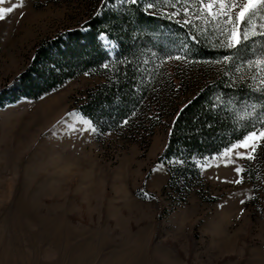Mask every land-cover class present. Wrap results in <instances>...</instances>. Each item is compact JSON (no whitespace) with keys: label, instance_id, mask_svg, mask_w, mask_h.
I'll return each mask as SVG.
<instances>
[{"label":"rangeland","instance_id":"374dc122","mask_svg":"<svg viewBox=\"0 0 264 264\" xmlns=\"http://www.w3.org/2000/svg\"><path fill=\"white\" fill-rule=\"evenodd\" d=\"M12 4L17 8L0 21V89L28 70L42 43L82 28L102 5L3 0L0 7ZM152 30L146 42L156 59L189 45L170 27ZM106 38L100 41L114 55L117 45ZM166 62L177 87L185 75L193 83L181 87V108L213 63ZM103 81L82 74L38 99L0 106V264H264V147L251 161L206 159L203 186L177 206L179 196L164 192L169 174L158 162L176 115L164 114L146 140L98 134L76 105ZM151 104L170 103L162 95ZM235 167L244 170L240 183H232Z\"/></svg>","mask_w":264,"mask_h":264},{"label":"trees","instance_id":"16d2710c","mask_svg":"<svg viewBox=\"0 0 264 264\" xmlns=\"http://www.w3.org/2000/svg\"><path fill=\"white\" fill-rule=\"evenodd\" d=\"M143 2L141 0V4L133 6L104 0L96 12L100 14L91 13L82 28L42 43L28 70L9 86L0 89V106L15 104L26 98L38 99L55 91L68 80L89 73L101 76L104 81L88 90L76 109L91 121L98 134L119 132L129 138L146 140L161 124L164 114L176 115L167 145L158 162L167 167L169 174L164 192L169 190L171 198L179 196L176 203L179 206L186 202L194 186H203L200 164L211 158L212 153H219L230 143L242 138L252 130L254 124L259 126L254 118L238 119V115H243L242 112L226 111L232 107L228 103L229 98L237 104H264V99L259 94L250 93L247 80L240 79L241 76L250 78L254 75V66L253 69L244 66L240 73H235L234 65L209 63L213 66L210 71L205 70L204 77L195 83L193 95L181 108L175 105L183 96L181 87L187 88L193 83L185 75L181 87H177V77L171 75L167 62L151 55L149 51L152 50H149V41L146 40L150 39L154 27H170L185 39L189 33L197 34L198 44L188 40L189 53L203 61H215L229 53L237 56V53L221 48L219 41L222 37L210 26L203 27L193 21L185 27L164 15L145 14ZM161 5L164 4L158 6ZM101 32L117 45V52L111 57L107 56V50L100 41ZM159 49L167 50L164 46ZM249 56L247 46L241 48L236 62ZM105 60L109 61L107 69L100 67ZM201 64L210 69L208 63ZM225 72L236 80L235 87L230 90L226 85L231 83V79L225 77ZM222 90L224 108L214 111L210 107L211 101ZM162 95L170 104L152 108L151 102ZM124 119L129 122L122 124Z\"/></svg>","mask_w":264,"mask_h":264},{"label":"snow or ice","instance_id":"6c2138e0","mask_svg":"<svg viewBox=\"0 0 264 264\" xmlns=\"http://www.w3.org/2000/svg\"><path fill=\"white\" fill-rule=\"evenodd\" d=\"M3 0H0L2 3ZM104 0H101L103 3ZM122 2L131 4L133 6L141 4V0H122ZM164 4L162 11H157V5ZM183 4V7H181ZM17 8L16 4L11 7H0V21L6 19V14L12 13ZM169 8L171 11H169ZM143 11L145 14L153 16L164 15L169 20H175L177 24L182 26H189L194 20H203L205 24L214 25V31L219 32L220 36L224 37L219 41V46L223 49L232 50L237 53L233 56L231 53L220 56L217 60L202 61L195 57L190 58L188 54L189 45L183 43L177 46L174 53L165 54L164 61L168 60H189L193 63H222L224 65H234L235 73H240L244 66L253 69L255 74L250 78L241 76V81L247 80L248 91L253 94H259L261 99H264V43L256 46L257 40H264V0H144ZM100 14V13H96ZM183 14L184 19L179 18ZM253 19L256 20L253 23ZM100 38L107 42L104 32H101ZM187 40L193 44H198L197 34H187ZM115 46V45H113ZM247 46V51L250 53L249 58L239 59V52L241 48ZM112 52H107V56L111 57ZM153 57L156 53H151ZM126 59V58H125ZM130 63V62H129ZM148 63V61H145ZM109 61L105 60L100 67L107 69ZM88 75L89 73H85ZM225 77H229V73H224ZM231 79V77H229ZM236 80L231 79V83L226 85L227 89L235 87ZM229 105L232 107L226 111L242 112L243 115H238V119L254 118L259 122V126L255 124L251 131L246 132L242 138L235 140L228 146L224 147L219 153H212V157L217 155L225 157V161L229 159L234 160H254L259 148L264 147V104L258 102L237 104L236 101L229 98ZM210 107L212 110L224 108L223 90L220 95L214 96ZM129 121L124 119L122 124H127ZM179 162V161H177ZM242 167H235L236 179L232 183L242 182L243 172ZM244 201H241L243 203Z\"/></svg>","mask_w":264,"mask_h":264}]
</instances>
